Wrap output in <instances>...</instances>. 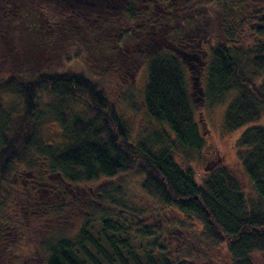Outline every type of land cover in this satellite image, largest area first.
I'll list each match as a JSON object with an SVG mask.
<instances>
[{
    "label": "trees",
    "instance_id": "16d2710c",
    "mask_svg": "<svg viewBox=\"0 0 264 264\" xmlns=\"http://www.w3.org/2000/svg\"><path fill=\"white\" fill-rule=\"evenodd\" d=\"M110 1L0 0V100L8 94L20 103L16 117L0 114V240L12 227L3 214V185L27 167L37 182L46 171L59 174L63 186L93 189L89 204H81L88 216L77 232L43 240L45 264H194L193 257H179L188 254L184 249L173 252L160 242L163 235L143 220L144 203L197 221L201 249L205 243L225 247L229 264H255L253 253H264V127H248L236 141L253 196L222 164L197 184L193 169L181 168L172 149L191 161L206 146L189 88L190 60L205 65L212 105L231 96L226 131L264 115V0H115L121 7L109 16L112 11L100 5ZM210 23L217 26V41L204 32ZM245 27L252 44L241 48ZM123 55L136 62L135 72L147 65L145 109L174 136L164 131L161 147L146 138L133 141L102 90L106 74L123 75L117 64ZM92 56L114 64L98 72ZM42 95L54 99L48 117L39 108ZM77 105L84 111L74 112ZM48 118L61 127L56 146L39 137L40 122ZM36 193L26 192L18 203L29 223L60 210Z\"/></svg>",
    "mask_w": 264,
    "mask_h": 264
},
{
    "label": "rangeland",
    "instance_id": "374dc122",
    "mask_svg": "<svg viewBox=\"0 0 264 264\" xmlns=\"http://www.w3.org/2000/svg\"><path fill=\"white\" fill-rule=\"evenodd\" d=\"M117 7L120 8L121 5L115 0L108 2L107 7L105 4L100 5L101 10L106 9L108 13L112 11L109 16L117 15ZM209 26L211 28L204 32L211 34L212 40L217 41L215 37L216 24L210 23ZM250 34V30L246 27L241 31L239 47L247 48L248 44H252ZM167 51L170 52V49ZM125 53H128V50ZM125 55L117 58V64H121L125 69L122 72L123 75L106 74L101 80L102 90L127 123L133 141L146 138L155 147H161L164 131L169 132L171 137L174 138V136L166 127L156 123L145 109L143 99L144 88L148 80L147 65L144 64L135 72L133 66L136 62L131 61L129 57H124ZM112 60L109 59L101 63L92 56L91 64L94 63L95 65L92 66L100 72L103 71L102 66L113 65L114 60ZM190 63L191 71H188L189 88L195 97V116L205 134L206 146L201 152L195 153L191 161L187 160L178 149L173 148L175 161L183 169L192 168L195 180L199 185L218 165H226L240 178L245 194L253 196L255 195L254 191L249 180L244 176L238 161L236 141L246 128L251 126L264 127V115L254 124L235 131H226L223 127V115L231 96L222 104L212 105L205 95L207 88L205 65L200 66L195 60H190ZM53 102V98L42 95L39 108L44 116L48 117L49 112L52 111ZM19 104V98L4 94L0 100V114L6 116L5 113H11V119L16 117V112L20 110ZM72 110L81 113L84 108L82 109L81 105H77L72 106ZM38 129L40 139L48 145L56 146L61 142V127L57 121L50 118L43 119ZM36 162L39 171L46 168L38 158H36ZM45 172L43 173V181L37 182L35 171H31L27 167H23L22 170L17 168L7 183L3 185L2 194L5 197L3 214L11 220L12 227L7 230L6 234L2 235L4 238L2 237L0 240V264H45L42 251L43 240L53 234L74 235L88 216L86 210L83 209L84 205L81 204H89L93 189L83 184L63 186L59 174L49 175ZM110 183L113 181H101L99 184L104 186ZM130 189L135 190L133 185ZM26 192L32 195L37 192L38 197L52 200L51 202L60 206V210L53 216H41L35 222H26L24 220L25 210L18 207V203L24 199ZM71 198L72 200L74 198L81 206L75 207ZM143 206L149 208L148 211L146 210L147 213L144 214L143 220L151 227V230L163 235L160 242L167 245L168 250L174 252L184 249L188 254L179 257H193L196 259L194 264L230 263L225 247L215 249L211 248L208 243H205L204 249L199 247L201 239L200 226L197 221L174 210H164L151 206L150 203H144ZM252 261L255 264H264V253H253Z\"/></svg>",
    "mask_w": 264,
    "mask_h": 264
}]
</instances>
